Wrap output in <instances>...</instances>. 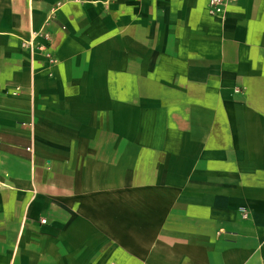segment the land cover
I'll list each match as a JSON object with an SVG mask.
<instances>
[{"label":"crops","instance_id":"0c3cea01","mask_svg":"<svg viewBox=\"0 0 264 264\" xmlns=\"http://www.w3.org/2000/svg\"><path fill=\"white\" fill-rule=\"evenodd\" d=\"M0 264H264V0H0Z\"/></svg>","mask_w":264,"mask_h":264},{"label":"built area","instance_id":"2783aa9c","mask_svg":"<svg viewBox=\"0 0 264 264\" xmlns=\"http://www.w3.org/2000/svg\"><path fill=\"white\" fill-rule=\"evenodd\" d=\"M233 1H236V0H208V11L210 14H213V15H222L226 6ZM39 34H41V32L32 31L30 34V38L27 40H23L22 44L32 49L34 46L33 40L34 38L39 36ZM44 35L46 36V34ZM37 48L47 58V60L51 64H53L56 61V58L53 57V55L47 50L46 45L38 44ZM18 90H19V87L16 86L14 90L12 91V93L15 94ZM27 149L31 151L30 146ZM242 216L245 217L246 216L245 213H242ZM40 222L44 223L45 219H41Z\"/></svg>","mask_w":264,"mask_h":264}]
</instances>
